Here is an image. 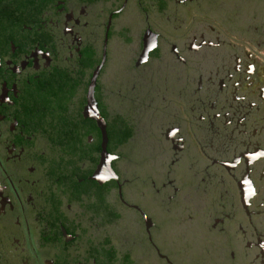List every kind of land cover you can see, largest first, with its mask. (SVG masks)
<instances>
[{"label":"flooded vegetation","instance_id":"1","mask_svg":"<svg viewBox=\"0 0 264 264\" xmlns=\"http://www.w3.org/2000/svg\"><path fill=\"white\" fill-rule=\"evenodd\" d=\"M0 264H264V0H0Z\"/></svg>","mask_w":264,"mask_h":264},{"label":"water","instance_id":"2","mask_svg":"<svg viewBox=\"0 0 264 264\" xmlns=\"http://www.w3.org/2000/svg\"><path fill=\"white\" fill-rule=\"evenodd\" d=\"M101 67H99V69L97 70L95 77L97 76V74L99 73ZM95 77L92 80V84L90 87V95H89V105H88V113L93 114L92 111H94V109H96V106L94 105V101H93V92H94V86H95ZM99 123L102 122V120L100 118H98V116L94 117ZM105 141H106V133H105ZM107 174L112 175V170L110 167V157L109 155H107L106 151L103 154V161L101 163V165L99 166V169L95 175L96 180H99L100 178H106Z\"/></svg>","mask_w":264,"mask_h":264}]
</instances>
